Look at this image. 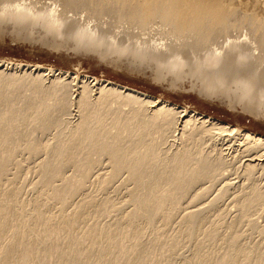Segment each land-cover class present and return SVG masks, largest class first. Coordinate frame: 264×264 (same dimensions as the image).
I'll return each instance as SVG.
<instances>
[{
	"label": "rangeland",
	"instance_id": "374dc122",
	"mask_svg": "<svg viewBox=\"0 0 264 264\" xmlns=\"http://www.w3.org/2000/svg\"><path fill=\"white\" fill-rule=\"evenodd\" d=\"M17 1L11 5L24 2L31 3L33 8H40L57 4L54 0ZM4 4L6 2L0 3V63L4 64L0 70L11 73L6 77L25 76L32 81L36 75H31V72H38L31 68L39 65L44 75L48 73V67L49 70L53 68L52 73L57 69L69 73L66 78L72 83L69 96H66L68 100L58 101L59 98H56L59 103L57 112L50 110L41 121L31 122L29 118L35 111L26 110L24 103L28 100L32 108V100L35 99L31 93L35 90L27 91L28 88L23 85L6 87L8 80L0 79L3 81L0 82V155L1 152H9L8 159H0V264H16L23 246H27L32 256L30 264H37L39 252L45 244L59 246L64 251L67 242L82 251L79 260L75 261L74 253L70 251L64 259L53 255L50 264H264V201H260L261 205L260 202L259 205L255 203L256 208H250L247 216L235 206L242 199L237 197L248 195L252 189L264 191V171H255L251 177L241 167V159L240 163L236 160L231 164L234 161L230 157L234 154L226 149L223 152L227 158V168L216 171L215 175L200 174V169L194 176L189 171L193 165L190 161L197 155V148L204 149V143L189 141L186 144L179 136L173 137L178 132L169 129L165 137L168 140L159 139L152 143V138L158 136L157 126L143 116L132 120L137 127L134 136L117 142V157L121 159L119 166L114 167L108 153L103 155L91 150L94 139L82 138L81 154L91 160V165L87 164L89 175L85 184L72 190L74 193L66 194L67 197H60L63 193L59 194L61 190L65 192L61 185L64 181L62 177L75 172L73 158L76 156L73 155L77 154L74 148L80 141L78 137L80 134L86 135L87 131L76 129L81 120L80 113L83 112L78 111L80 108L77 105V93L81 91L83 81L92 83L91 78L111 81L117 86L119 84L145 93L150 99H163L168 107L193 110L262 136L264 105H252L249 109L241 104L232 107L228 104L235 103V100H229L222 92L215 89L204 91L212 89V86L197 71L192 73L189 70V73L181 75L163 61L144 59L126 47V43L118 44L117 41L125 35L118 34L119 30H123L120 24L123 20L119 15L109 13L111 9L97 23L90 21L91 25L103 27L99 33L90 31V34L93 33L90 35L82 32L83 29L76 32L70 24L63 27L62 32L52 31L31 23L28 16L22 17V20L13 15L8 17L4 14L7 9H2ZM58 9L61 6L58 5ZM74 10L78 11L76 14L79 16H85L82 8ZM63 15L72 16L74 13L65 11ZM101 21H108V24L103 26ZM131 30L137 32L138 29L133 26ZM231 36H238V32L234 31ZM5 64L9 65V69ZM52 73L44 77L42 84L45 87L54 79ZM61 76L64 78V75ZM14 94L22 99L20 103L14 99ZM22 96L27 99L24 101ZM36 99L37 103L39 98ZM248 110H256L254 112L259 115ZM20 111L22 116L17 121ZM107 123L112 133L126 135L119 125H111L112 120L109 119ZM64 135L72 139L74 143L69 139L68 143L76 153L72 154L69 150L70 154L65 155L64 163L68 166L63 168V174L45 176L43 161L52 154L51 146ZM143 138L148 142H143ZM151 148L157 151L160 148L161 152L151 155ZM208 149L213 155L217 152L212 145L205 148V152ZM174 152L180 154L184 161L188 159L183 164H175L171 156ZM132 161L142 162L146 170L144 175L142 172V176H128L127 167ZM175 172L179 173L177 181L182 183L179 188L169 178ZM112 174L114 177L109 181L108 177ZM228 182L232 184L229 187L225 186ZM105 201L111 203L106 205ZM103 206H109L108 210H102ZM52 230L57 231L58 236L45 241V236ZM120 244L130 245L125 256L119 250Z\"/></svg>",
	"mask_w": 264,
	"mask_h": 264
},
{
	"label": "bare ground",
	"instance_id": "6f19581e",
	"mask_svg": "<svg viewBox=\"0 0 264 264\" xmlns=\"http://www.w3.org/2000/svg\"><path fill=\"white\" fill-rule=\"evenodd\" d=\"M15 1L17 0H0V3L6 2L2 7V9H7V12L4 14L7 16L13 15L15 18H20L21 20L22 17L24 19L25 16H28L30 17L31 23L33 22L41 25L48 30H57L61 32L63 27H67V24L68 26L70 24L76 29V32L83 29L82 32L84 33L90 34V31H93V33L98 31L97 33H99V30L103 27L98 24L91 25L90 21L95 20L97 23L99 19L104 18L103 15L106 14L105 12L111 9L110 12L108 10L109 13L112 12L113 14L119 15V18L123 20V22L118 21L121 22L120 24H122L123 30L117 32L118 34L124 33L125 35H121L122 40L118 38L121 41L117 39V43H126V47L132 49V51L134 50L136 55L156 62L163 61V63H167L166 65L174 70L177 69L176 72L181 75L189 70L193 71L192 73L197 71L199 76L204 75V78L210 83V86H212V89L207 88L204 89V91L215 89L219 93L222 92L229 100L231 98L235 100V103L230 102V104H228L230 106L232 105V107H235L236 104H241L245 109H249L252 105H258L257 107L260 105L262 107V105H264V10L262 8L264 7V2L261 3L260 0H54V3L56 2L61 6L60 10L57 4L33 8L31 3L23 2L22 4L20 3L23 6V11H17L15 6H12V2ZM18 1L22 2L21 0ZM258 7H261V9H258ZM75 8H82L81 12L84 11L85 16L76 14L78 11H75ZM65 11H73L74 15L64 16L63 12ZM108 16L110 17V14ZM157 19L159 21H157ZM27 20L28 19L25 21ZM107 24L108 21H101V25L106 26ZM133 26H136L138 29L137 32L131 30ZM236 27H239V29H236ZM234 31L238 32V36H231ZM245 35L248 37L247 41H244V39L238 40V38L244 37ZM229 40L233 41L232 45L229 48H224V44ZM214 50H219L223 52L224 55L220 58H214ZM257 50L258 52H256ZM3 66L4 64L0 63V68ZM38 66L31 68L33 71L38 72L37 74L31 72V75H36L32 78V81L25 76L14 78L12 75V78H8L6 74L11 76V73L9 74L6 71L3 72V69L0 70V79H4V81L8 80L9 82L7 84H5L6 81L3 83L6 87L23 85L28 88L27 91H32V88L35 90V92L31 93L33 94L31 97L33 98L34 96L35 99V101L32 100L34 103L32 108H30V104L32 103L26 100V96V99L22 96L24 101H28V103L26 101L24 103V106H26L25 109H34L35 111V113L33 112L34 115L32 114L29 118L31 122L41 121L50 110L52 112H57L59 106L58 101H65V99L68 98L66 96H69L68 90L72 83V80L68 82L66 78L69 76V73L62 72V70L58 69L56 72L54 71V73H52L53 68L49 70L48 67L46 69L48 73L45 72L46 74L44 75V73L41 72L43 68L41 69L40 66ZM5 67L9 69V65L5 64ZM39 72L43 74L41 75ZM51 73L54 79L45 87V84H42L44 83L43 79ZM61 74L64 75V78H62ZM90 80L92 83L83 81L80 87L81 91L77 93V105L78 108H80L78 111L83 112L80 113L82 116L79 114L81 120L78 121L76 125L78 127L76 129L79 131L86 129V135L81 136L80 134L78 137L80 141L76 147L74 146V149L77 151V154L73 155L76 156L73 158L76 169H74V173L72 171L73 174H70L71 176L67 177V174L64 173L66 175L62 177L64 181L61 185L64 186L65 192L63 190H61L62 192L60 193L58 192L59 194L63 193L60 197H65L66 194L74 193L72 190L74 189L75 191L79 186L85 184L87 175H89L90 168H87V164H90L89 161L91 160H87V158H84L81 154L83 148L82 138L88 137L94 139L91 144V150L94 152H102V154L108 153L113 161L112 164H114V167L115 165L119 166L121 159L117 157V142L124 141L125 138L128 137L127 139H129L134 136L133 134L137 131V127L133 125V121L138 120V116H143L145 119H148V122L152 121L153 126H157L158 136L155 139L152 138V143L155 142V140L158 142L159 139H166L165 137L169 134L167 129L173 130L174 133L178 132L177 135L173 137L179 136V139L184 140L185 143L187 142L189 144V141L194 143L197 141L196 143L198 144L199 142L204 143V154L202 149L196 147L198 150L197 155L193 158V162L190 161L193 165L189 171L192 172L194 176L197 175L196 172L200 169H202L200 174L215 175L216 171L225 168L228 162L226 161L227 158L223 151H226V149H229L230 152L232 151L231 153L234 154H231L233 156L230 157L231 161H234L231 164L241 159V164L243 165H241V167L245 169L244 172L247 174L249 173L251 175V173L258 170L264 171V136L242 129L241 127L216 121V118L204 116L193 110L188 111L185 108L180 110L176 106L168 107L169 105L162 101L163 99H150L145 93L119 86V84L117 86L111 81L104 80L103 82L101 80V82L97 80V78H91ZM197 80L199 81V79ZM0 82L2 83L3 81ZM96 86L99 87L94 88L95 90L92 89ZM14 96V99H17L19 103L22 101V99L17 97L19 95L14 94ZM220 96L221 95H219V97ZM31 97L29 98L30 101L32 99ZM37 97L39 98L38 101L41 99L38 106L35 105L38 103V101L36 103ZM56 98H59L58 101ZM126 106H128V109H125ZM249 111L256 113L255 115L258 114L254 112L256 110H248V112ZM21 116L22 112L20 111L16 120L18 121ZM109 119L112 120V126L116 124L119 125L120 128L126 132V135L122 136L112 133L113 131H111L107 123ZM68 139L67 135H64L51 146L50 153L52 152V154L43 161L42 165L45 176H59L61 172L63 174V168L68 166L64 163L65 155H67V153L70 154L69 150L71 153L73 152L72 154L76 153L74 150H71L73 147L71 148ZM71 140L69 139V141ZM142 141L148 142L145 138H143ZM71 142L74 143L73 141ZM210 145L215 147L217 151L214 153L215 155H213L212 151H209V149V152H205V148L207 149L208 146L210 148ZM201 148H203V146ZM159 149L160 148H158L157 151L151 148V155H158L161 152H159ZM8 153L5 151L1 152L0 159L9 157ZM171 156L172 162L175 164H183L186 159H188L186 158L184 161L182 159L183 157L175 152ZM241 160H239V163ZM70 161H68V164ZM91 163L94 162L92 161ZM127 169L129 170V177L137 175L142 176L146 171L141 161H132ZM64 172L66 171L64 170ZM113 173L115 174L114 176H116L114 171ZM218 174H220V171ZM108 176L109 175H107V177ZM112 176L113 174L108 177L109 181L110 179L112 181L114 177ZM178 176V172H175L172 177L169 176L170 181L173 182L177 188L182 186L181 181H177ZM103 178L106 180L104 176ZM109 181L107 179V182ZM104 183V185L107 184L106 181H104ZM229 184L231 183L228 182L225 186L229 187ZM227 189H224V191ZM245 195L246 194H244V197H237V199H242L239 200V204H235V206H238V209H240L239 211H242L241 213L247 216L250 208L254 210L252 208L254 206L256 208V204L259 205L258 202L261 200L264 201V191H261V189H252L251 193ZM263 201L261 202L263 203ZM105 202L106 205H109L107 203H111ZM234 203L237 202L235 201ZM103 204L105 205L104 202ZM107 207L109 206H103L101 209L108 210ZM57 236L58 232L52 230L50 234L45 236V241ZM115 245L116 242H114V246ZM129 246L130 245H119V250L123 253L122 256H125V254L129 252ZM65 249L66 250L63 251L59 246L45 244L43 250L39 252V262L37 264H50V257L53 255L56 258L64 259L70 251L74 253V260H79L82 252L81 250H77L74 245L69 242H67ZM20 251L19 260L16 264H30L32 256L27 246H23Z\"/></svg>",
	"mask_w": 264,
	"mask_h": 264
},
{
	"label": "snow or ice",
	"instance_id": "6c2138e0",
	"mask_svg": "<svg viewBox=\"0 0 264 264\" xmlns=\"http://www.w3.org/2000/svg\"><path fill=\"white\" fill-rule=\"evenodd\" d=\"M15 8H16L17 11H23V6H22L21 4H16V5H15ZM243 39H244V41H247V39H248L247 35H245V36L243 37ZM232 43H233V41H231V40L227 41V42L224 44V48H229V47L232 45ZM233 51H235V50H233ZM223 55H224L223 52H221V51H219V50H214V58H220V57H222ZM241 59H243V58H241Z\"/></svg>",
	"mask_w": 264,
	"mask_h": 264
}]
</instances>
